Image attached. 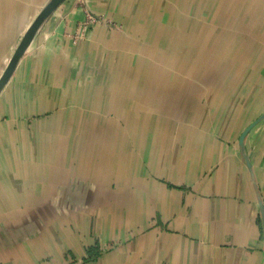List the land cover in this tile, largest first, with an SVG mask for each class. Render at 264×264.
Segmentation results:
<instances>
[{
	"label": "crops",
	"instance_id": "crops-1",
	"mask_svg": "<svg viewBox=\"0 0 264 264\" xmlns=\"http://www.w3.org/2000/svg\"><path fill=\"white\" fill-rule=\"evenodd\" d=\"M77 1L0 93V264H264V0Z\"/></svg>",
	"mask_w": 264,
	"mask_h": 264
},
{
	"label": "water",
	"instance_id": "water-1",
	"mask_svg": "<svg viewBox=\"0 0 264 264\" xmlns=\"http://www.w3.org/2000/svg\"><path fill=\"white\" fill-rule=\"evenodd\" d=\"M65 1L66 0H48L34 17L0 76V93L12 78L21 58L36 38L38 32Z\"/></svg>",
	"mask_w": 264,
	"mask_h": 264
},
{
	"label": "rangeland",
	"instance_id": "rangeland-1",
	"mask_svg": "<svg viewBox=\"0 0 264 264\" xmlns=\"http://www.w3.org/2000/svg\"><path fill=\"white\" fill-rule=\"evenodd\" d=\"M78 2V4L79 5H83V0H78L77 1ZM84 6V5H83ZM82 13H83V20L80 22V26L81 27H83L84 28V32H86V30L88 29V28H90V25H92V24H95L96 22H94L93 21V19L94 18H89L91 15H92V13L90 12V11H88V9H86V10H82ZM96 17V16H95ZM98 18V17H97ZM103 18H105V17H103L102 16V18L101 19H103ZM106 19H107V17H106ZM118 26V25H117ZM77 34H79V33H75V36L77 35ZM87 130H86V134L88 135L89 134V136H91L90 138H88V141L89 142H86L85 143V146L87 147V153L88 152H90V155L89 156H86V158H84V162L85 163H88V162H93L94 163V157L92 156L93 154H96V151L97 150H99V149H101V150H103V145L101 144V146L98 144V142H95L94 141V139H93V137H92V134L94 135V134H96V131L95 130H97V129H93V128H90V129H88V128H86ZM98 152V151H97ZM97 155V154H96ZM89 157H90V159H89ZM92 157V158H91ZM86 160V161H85Z\"/></svg>",
	"mask_w": 264,
	"mask_h": 264
},
{
	"label": "built area",
	"instance_id": "built-area-1",
	"mask_svg": "<svg viewBox=\"0 0 264 264\" xmlns=\"http://www.w3.org/2000/svg\"><path fill=\"white\" fill-rule=\"evenodd\" d=\"M89 18H94V19H93L94 22H97V21H99V20H102V19L99 18V17L96 18L95 15H93V14H92ZM78 33H79V34H78V37H83V36H84V28L80 26V31H79Z\"/></svg>",
	"mask_w": 264,
	"mask_h": 264
}]
</instances>
